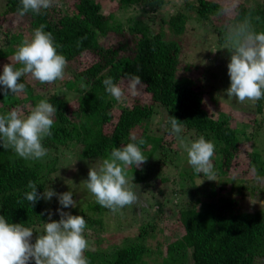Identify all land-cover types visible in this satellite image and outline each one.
Here are the masks:
<instances>
[{
  "label": "trees",
  "instance_id": "16d2710c",
  "mask_svg": "<svg viewBox=\"0 0 264 264\" xmlns=\"http://www.w3.org/2000/svg\"><path fill=\"white\" fill-rule=\"evenodd\" d=\"M1 1L5 9L0 16V34L5 35V47L0 49V65L13 55L14 42L19 45L24 34L31 35L34 28L43 24L58 45L57 52L66 59L67 70L57 80L63 82L67 91L61 94L60 86L48 92L44 89L45 83L27 73L18 81L24 85L21 91L0 93V115L12 109L27 114L41 99H47L57 109L53 114L52 134L42 141L47 149L44 158L25 160L11 148L0 147V215L9 222L32 228L35 239L43 231L52 203L40 199L31 206L23 197L28 181L37 184L38 192L48 187L57 191V175L63 164L79 158L93 161L90 167H95L113 147L128 143L129 134L136 128L139 133L135 135L143 139L140 147L147 159L140 168L128 166L127 175L128 178L133 175L132 185L137 191L141 187L146 191L147 174L142 172L146 166L152 162L151 165L154 163L153 166L162 170L175 158L176 150L171 148L174 138L167 124L172 115L193 139L203 136L214 144L211 159L215 180L194 174L191 167L182 168L172 177L161 176L173 183V200L168 201L163 188H159L160 199L150 206L145 219L142 218L136 236L117 247L111 258L103 254V264H149L145 261L148 256H160L159 264H256L264 256V211L242 208L240 199L222 195L219 188L225 185L230 194L240 192L243 200L247 193L256 194L257 186L251 177L236 183L226 175L235 166L238 173L243 172L244 167L237 158L245 142H256L260 136L264 139V99L251 102L256 107L248 122L236 119L231 111H219L220 98L214 93L203 94L209 85L204 87L201 76L185 75L186 81L178 79L182 49L175 38L184 33L188 20L192 19L210 25L219 40L224 39L227 24L244 18L257 31H264V1L240 2L227 12L214 0H181L173 4L175 14L168 13L152 23L134 14L122 22L114 15L118 10L135 13L160 10L169 0H115L114 3L112 0H52L50 7L42 9L40 14L29 12L23 16L17 11L19 0ZM14 27L18 31L13 32ZM11 64L22 67L17 61ZM132 75L140 77L150 95L148 101L130 96L131 100L117 102L101 83L106 76H111L121 85ZM69 91L77 92L76 103L70 102L66 95ZM249 166L255 176L264 175V153L254 144ZM75 170L82 174L84 168ZM197 178L202 181L200 184ZM259 195L263 198L264 190ZM84 205L98 217L102 215L101 210L107 209L96 201ZM93 215L87 218L102 221ZM167 222H175L177 226L172 229L165 226ZM158 233L163 234V249L157 246L153 250L149 239ZM95 251H85L88 261L94 263Z\"/></svg>",
  "mask_w": 264,
  "mask_h": 264
},
{
  "label": "clouds",
  "instance_id": "9594fccd",
  "mask_svg": "<svg viewBox=\"0 0 264 264\" xmlns=\"http://www.w3.org/2000/svg\"><path fill=\"white\" fill-rule=\"evenodd\" d=\"M52 0H19L17 11L40 14L42 9L50 7ZM44 25L34 28L30 38L23 39L13 53V59L22 67L11 63L0 65V93L15 94L24 87L18 82L22 75L30 73L40 83H50L62 78L66 59L57 52L50 32ZM230 56L227 61L229 85L224 89L225 95L234 97L239 102L264 99V31H257L247 18L237 20L225 26ZM104 90L117 102L128 94L136 95L138 86L142 85L139 76L128 78L125 90L111 76L102 81ZM56 106L47 99H41L27 114H20L12 109L0 115V147L11 148L14 153L25 160H40L47 155L42 141L51 136L54 123L53 114ZM180 120L172 116L167 121L171 134L181 132ZM144 141L134 133L129 134V142L113 147L107 157L95 167L88 169L86 188L95 197L96 203L109 210L116 211L126 205L138 202L137 191L129 184L128 166L140 168L147 157L141 151ZM187 163L196 175L212 178V157L214 144L203 136L193 139L185 145ZM133 181V175L131 177ZM202 182V181H201ZM200 182V183H201ZM199 183V184H200ZM197 184V185H199ZM255 196L249 193V204H261L259 191L264 190V175H256ZM23 193L31 206L40 199H57L56 212L59 219H51L43 224V231L33 239V230L21 223L9 222L0 215V264H88L84 251L88 248L85 239L86 220L83 215H73L65 209L76 208L77 201L71 191L57 193L48 187L37 191V184L29 180ZM39 215H42L39 214Z\"/></svg>",
  "mask_w": 264,
  "mask_h": 264
},
{
  "label": "rangeland",
  "instance_id": "374dc122",
  "mask_svg": "<svg viewBox=\"0 0 264 264\" xmlns=\"http://www.w3.org/2000/svg\"><path fill=\"white\" fill-rule=\"evenodd\" d=\"M1 1V0H0ZM72 2L73 0H69ZM110 1V0H109ZM221 3L227 12H230L234 7L239 4L240 2H248L255 4L257 2H263L264 0H214ZM115 0H112L114 3ZM181 0H169V4L161 7L160 10H152L148 9L146 12L142 10H138L136 13L133 10H126L121 11L118 10L115 12V18L121 20L122 22H126V19L131 15H136L140 18L149 21L150 23L155 22L161 16H165L168 13L175 14V8L173 7L174 3H180ZM5 4L1 1L0 2V16L5 9ZM4 7V8H3ZM111 7V5H110ZM109 10V6L107 7ZM177 15V14H176ZM186 30L183 34L178 35L175 39L180 43L182 53H181V65L178 68L177 77L179 80H187L185 75H194L195 77H202L203 83L205 84L204 87L207 85L208 88L203 89V94H212L214 93L217 97L220 98V106L219 111L229 113L231 111L232 115L239 120L248 122L251 117L254 116L255 105H253L251 100H245L244 102L237 101L234 97H228L224 93V89H226L229 85V77L227 74V61L230 56L229 50L226 49L229 47L227 43V36L226 31L223 40H219L217 33L213 30L210 25L198 22L196 20H188ZM18 31L16 28H13V32ZM31 35L24 34L23 39L30 38ZM5 35L2 33L0 34V49L5 47ZM13 48H17V42L12 44ZM4 63H13L15 60L13 59V55L6 60H3ZM188 70H187V69ZM67 70V66L65 69ZM127 81L123 80L121 86L127 88ZM46 87L44 88L48 92H52L58 89V87H62L63 91L61 94L66 93L67 89H64L65 86L62 81L57 80L56 82L45 83ZM216 87V88H214ZM47 88V89H46ZM43 89V90H44ZM42 90V91H43ZM41 91V92H42ZM212 91V92H211ZM36 92V91H35ZM70 100V102L76 103V96L77 92L69 91L66 94ZM130 96H137L144 101H148L150 95L144 90L143 86H138L136 95H131L127 93L124 99L131 100ZM221 96V97H220ZM123 100V99H122ZM213 103L212 101H209ZM218 108V106H217ZM181 132L178 135L173 134L171 137L174 138V142L171 145L172 149H175L174 152L175 158L173 159L172 163H168L163 167L162 170H159L158 167L153 164L146 166L144 169L143 174H147V182L148 187L146 186V191L141 187L140 191H137L134 185H132L131 177L129 178L130 186H133L134 190L137 191L138 202L126 205L122 208L117 209L116 211H112L109 209H103L99 212L100 217L98 215H93L95 212L93 210H88L87 206L84 204L87 202L95 201V197L92 193H90L86 188V180L88 169L90 167L91 162L88 159H75L72 158L71 164H63L61 170L58 172L57 181L59 184V188L57 189V193L64 192V191H71L73 193V198L77 201V207L65 209V211L71 212L73 215L80 214L83 215L86 220V231L84 233L85 239L88 242V248L90 250H96L95 255L96 258L94 263L89 260L88 264H103L102 255L109 256L110 258L115 253V249L119 246L124 245L126 242L130 241L131 238L136 236L137 227L142 222V218L145 219L146 213H150V206L153 203H156L160 197H157V192L159 188H163V192L165 193L166 199L168 201L173 200L174 196H172V185L173 183L170 180H163L161 176H175L178 175L179 172L186 168H190L191 166L187 163V154L185 145L193 140L189 133L184 132L182 126ZM136 128L132 131L134 134H138ZM250 130V127H248ZM176 137V138H175ZM170 138V136H169ZM253 144L255 148L259 149L262 153H264V139L260 136L258 140L252 142H245L243 148L241 150L240 155L238 156V160L244 170L242 173H238L237 166L232 167L226 177L237 180L243 178L245 179L246 176L252 178L254 183L255 179V172L249 166V154L250 151L253 150ZM91 160H97V157L89 158ZM95 163V162H94ZM98 164V163H97ZM83 169L82 174L78 173L75 169ZM149 168H151L149 170ZM223 176V175H222ZM161 178V179H160ZM153 180V181H151ZM197 183H200V179H196ZM253 185V184H252ZM255 185V184H254ZM231 186V185H230ZM256 186V185H255ZM224 193L222 195H234L241 201L242 208H252V209H262L264 211V203H257V204H249L248 202V195L247 193L243 200L242 194L237 191H232L230 194L227 189H225V185L220 186L219 193ZM151 193V194H150ZM251 194V193H250ZM219 196H221L219 194ZM216 196V197H219ZM255 196V195H254ZM259 200H264V197L258 194ZM92 200V201H91ZM51 206L49 205V211L52 212V216L55 219H59V214L55 211L58 207L57 199L54 196L51 200L48 201ZM246 204V206H245ZM86 212V213H85ZM264 213V212H263ZM98 220L102 219L101 222H93L90 221L87 217L92 216ZM49 219V217H48ZM170 228H175L177 225L174 223H165V226ZM169 228V229H170ZM171 229V230H172ZM167 233L171 234V231L168 230ZM162 233H158L156 237L149 239V244L151 248L154 250L157 246H160L163 249V237ZM171 235L168 236L170 238ZM101 248V249H99ZM86 249V250H87ZM85 250V251H86ZM84 251V253H85ZM89 256V255H88ZM157 256V255H156ZM149 264H159L161 261L160 256H148L145 257V261ZM256 264H264V256L259 257L257 259Z\"/></svg>",
  "mask_w": 264,
  "mask_h": 264
}]
</instances>
